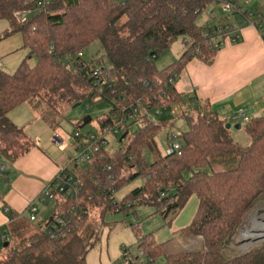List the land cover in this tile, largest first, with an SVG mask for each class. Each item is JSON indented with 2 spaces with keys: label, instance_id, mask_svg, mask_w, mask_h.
Here are the masks:
<instances>
[{
  "label": "trees",
  "instance_id": "obj_1",
  "mask_svg": "<svg viewBox=\"0 0 264 264\" xmlns=\"http://www.w3.org/2000/svg\"><path fill=\"white\" fill-rule=\"evenodd\" d=\"M212 3L52 0L53 13L47 15L38 11L34 0H0V21L9 23L0 40L20 34L27 51L14 73L0 69V162L12 164L35 146L24 128L8 116L31 100H44L52 114L65 106H89L100 97L108 112L85 116L77 127L95 118L102 134L128 120L131 108L139 104L150 110L181 106L188 130L178 136L179 151L161 154L156 139L166 125L143 115L131 126L125 125L124 132L115 138L116 151L102 150L92 161L70 171L82 185L79 205L85 211L98 210L101 218L108 212L136 213L137 207L151 206L164 219H174L193 196L198 197L196 218L184 230L192 240L187 249L166 255L164 245L152 235L142 236L138 247L143 255L136 256L135 264H264V240L245 248H237L233 241L249 214L264 203V116L249 120L245 131L251 144L240 146L226 128L227 121L208 103L179 92L175 86L193 58L211 64L218 52L210 34L213 28L197 24L199 14ZM24 11L32 13L20 21L19 14ZM123 19L126 21L121 23ZM178 38H184L187 51L176 63L157 68L156 60ZM96 42L101 44L102 56L86 59L85 50ZM32 58L36 59L34 66L29 64ZM65 58L69 61H62ZM98 69L109 74L106 85L94 75ZM103 108V104L98 106ZM138 123L141 126L133 130V124ZM234 157H238L234 168L215 169L218 161ZM138 178L144 180L143 186L121 202L111 198L112 192ZM89 216L61 240L51 238L44 226L22 236L31 225L22 219L14 221L8 227L11 239L17 237L27 246L11 247L7 240L0 264H86L91 246L86 237L91 228ZM230 243L233 247L227 254Z\"/></svg>",
  "mask_w": 264,
  "mask_h": 264
},
{
  "label": "crops",
  "instance_id": "obj_2",
  "mask_svg": "<svg viewBox=\"0 0 264 264\" xmlns=\"http://www.w3.org/2000/svg\"><path fill=\"white\" fill-rule=\"evenodd\" d=\"M8 28V22L0 21V37ZM238 36L234 42L225 40L211 64L193 58L175 82L179 92L208 103L225 121L238 110L246 113L247 109L249 118L264 116V41L259 31L250 26L243 27ZM26 55L20 34L0 40V61L4 71L14 73ZM43 113V106L35 99L8 114L10 120L23 127L35 144L29 153L10 165L7 176L2 180L3 192L0 181V236L5 234L2 230H6L8 239V227L23 217L27 219V209L32 203L39 208L40 223L36 225L28 220L30 225L41 226V222L48 220L52 206L37 202V198L59 171L70 164L64 153L68 145ZM3 166L6 172V164Z\"/></svg>",
  "mask_w": 264,
  "mask_h": 264
},
{
  "label": "rangeland",
  "instance_id": "obj_3",
  "mask_svg": "<svg viewBox=\"0 0 264 264\" xmlns=\"http://www.w3.org/2000/svg\"><path fill=\"white\" fill-rule=\"evenodd\" d=\"M239 4L241 8L247 10L249 14H253L254 16L259 14L264 15V0H239ZM224 7L225 6L222 0H213V3L210 4V6L201 14H199L197 24L201 27L206 26L208 28H221L227 25H237V32H240L243 28L241 27V23L243 22L244 17L240 13L227 12ZM125 21L126 19H123L121 23ZM225 38L226 40L230 39L229 36H226ZM187 49L188 47L184 45V38L174 40L168 51L162 53L156 60V67L163 69L176 63L181 59ZM102 54L103 51L101 44L100 42H96L85 50L84 57L86 59H91L92 57L102 56ZM29 64L30 66H34L36 64V59L32 58L29 61ZM99 99L100 97L96 98L89 106L87 103L65 106L59 111V113L54 112L52 114L48 111L49 108L47 103L44 102V100L38 99L44 108L43 116L47 118V121L49 120V123L51 122L50 125L55 129L57 135L68 145V149L64 153L69 158V161L75 155V146L77 141L74 134L77 130H81L84 134H88L90 132L101 134L98 121L95 118L90 124L80 129L77 127L78 123L85 116L96 117L104 112H108V108L104 104V101L99 102ZM102 104L104 105V108L98 109V106ZM145 111V108L141 109V114L139 116L142 117ZM246 111V113H248L247 109ZM238 112L239 110L235 111L231 118ZM158 118L159 117H157V119ZM250 119L251 118L248 116L247 120H241L238 122H234L232 119L227 120V124L232 126L231 133L234 141L243 147H247L251 144V139L245 131V127L249 123ZM137 120L138 118L136 121ZM134 122H129L128 124L130 125ZM158 122L166 125L156 139L160 153L166 154L168 153L169 145L171 143L177 142L181 144L178 136L187 132L188 126L186 120L182 117L181 112L175 111V108L162 109V117L158 119ZM236 125H241V129H236ZM140 126V123L136 125L133 124L132 129L135 130ZM172 136L177 138L173 140ZM107 138L109 139L108 151H116L118 148L115 139L116 137L113 135H107ZM232 159L233 160L231 161L227 160V162L221 163L218 161L217 164L214 165L215 169L223 171L234 168L238 163V157H234ZM1 164H6L7 166L6 172L0 171L1 192H3L4 183L2 180L7 176L11 164L6 161H3ZM143 185L144 180L142 178H138L133 182L126 184L122 189L115 193L116 202H121L131 191ZM198 209L199 199L196 195L189 200L185 208L174 219L172 216L164 219L160 214H157L155 208L151 206L137 207L135 209L136 213L132 210L128 212H108L103 218L100 217V212L94 209L93 212L90 211L89 213L91 228L87 232L86 237L91 246L85 262L86 264H125L126 254L130 253L133 257L139 256L140 250L138 247V241L142 236L145 237L152 235L151 237L158 244L164 245L166 255L174 254L187 249L186 246L189 245L192 240L184 234V230L191 226L194 222ZM263 215L264 203L259 205L249 214L247 221H249V226L253 230L261 231L264 228L262 224H259L256 221V219H258V221H260L259 219L264 221ZM28 220L29 214L27 219L23 217V221L30 225ZM38 231V226L31 225L27 228L24 234H22V236L32 235ZM2 233L6 234V230H2ZM8 241L11 243V247H16L18 249H22L27 246L26 242H21V239L17 237L13 240L9 237ZM235 241L238 242L239 239L236 238ZM250 244L252 243L249 242L241 244L237 248H245L247 246H251ZM232 247V243L227 246V254L230 253V249H232ZM231 254L234 255V253ZM4 256L5 248L3 247V244H1L0 259ZM163 260L164 258L162 261Z\"/></svg>",
  "mask_w": 264,
  "mask_h": 264
},
{
  "label": "built area",
  "instance_id": "obj_4",
  "mask_svg": "<svg viewBox=\"0 0 264 264\" xmlns=\"http://www.w3.org/2000/svg\"><path fill=\"white\" fill-rule=\"evenodd\" d=\"M37 4L38 11L43 14H51L53 11L51 10L52 0H34ZM224 3V9L227 12H235L240 13L244 20L241 23V27H254L259 31L261 38L264 41V15H256L249 14L247 10L241 8L239 4V0H222ZM31 11H24L19 14V20L25 21ZM255 18V19H253ZM237 25H227L221 28H213L210 32L213 39V48L220 49L226 40V36L230 37V40L237 41L239 36L237 32ZM209 35V34H208ZM186 42V41H185ZM81 55V54H80ZM61 59V58H60ZM62 61H69L68 58L62 59ZM0 69H2V63L0 61ZM94 75L103 81V85L107 84V80L109 74L105 72H101L99 69L95 71ZM174 84V81H170ZM110 88V86H109ZM141 104L138 106H134L131 108V114L128 116V120H122L119 123H116L114 126H110L106 130V134H95L89 133L86 136L80 131H76L74 137L76 138V146H75V155L72 159H70L69 166L62 168L57 177L47 185L44 191L37 198V202L45 203L52 206V213L46 222H41V226L46 228L47 234L57 240L67 238L73 230L78 229L79 223L82 221L85 215H89L90 211H85L83 207L79 205V195L81 192V182L78 177L70 171L74 166L83 165L87 162L92 161L93 157L100 153L102 150H108L109 139L107 135H113L114 137L120 136L124 130L125 125H128L129 122H134L137 119V116L141 114ZM146 109L144 115L148 116L152 121L158 123V119L162 117V110H150L147 107H143L142 109ZM168 108H175V111H179L182 114V108L180 105H173ZM154 116V117H153ZM157 117H159L157 119ZM234 122H238L241 120H247L248 117L244 110H240L236 113L232 118ZM126 123V124H125ZM177 137L172 136V139L175 140ZM62 146V143L60 144ZM181 149V144L177 142H173L169 145V150L167 154H172ZM5 167L0 165V171L4 172ZM111 198L115 200V192H112ZM116 202V200H115ZM29 214V222L38 224V213L39 208L35 203L29 205L28 209ZM264 216V215H263ZM256 219L257 223L262 224L264 226V221L261 219ZM236 238L239 239L236 242ZM264 239V228L261 231H255L249 226V221L245 224V226L241 229L239 234L233 238V241L237 245L251 243L253 241ZM8 240V237L5 234H1L0 236V245L5 244ZM126 251V249L124 248ZM143 253H139L141 257ZM125 264H135L136 257H133L130 253L125 255Z\"/></svg>",
  "mask_w": 264,
  "mask_h": 264
},
{
  "label": "water",
  "instance_id": "obj_5",
  "mask_svg": "<svg viewBox=\"0 0 264 264\" xmlns=\"http://www.w3.org/2000/svg\"><path fill=\"white\" fill-rule=\"evenodd\" d=\"M226 128H227L228 130H230V129L232 128V126H231L230 124H227V125H226ZM235 128H236V129H241V125H236ZM7 245H8V244L6 243V244H5V247H7Z\"/></svg>",
  "mask_w": 264,
  "mask_h": 264
}]
</instances>
